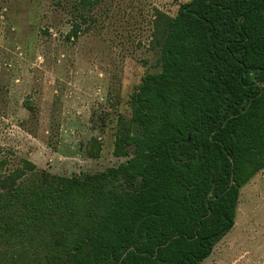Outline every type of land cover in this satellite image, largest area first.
Listing matches in <instances>:
<instances>
[{
    "label": "trees",
    "instance_id": "trees-1",
    "mask_svg": "<svg viewBox=\"0 0 264 264\" xmlns=\"http://www.w3.org/2000/svg\"><path fill=\"white\" fill-rule=\"evenodd\" d=\"M130 104L113 154L133 147V156L117 167L64 177L0 161L9 264H31L40 248L57 264H203L212 255L235 226L241 189L264 170V0L186 4L169 22L161 72L143 77ZM94 142L88 155L98 159Z\"/></svg>",
    "mask_w": 264,
    "mask_h": 264
},
{
    "label": "rangeland",
    "instance_id": "rangeland-1",
    "mask_svg": "<svg viewBox=\"0 0 264 264\" xmlns=\"http://www.w3.org/2000/svg\"><path fill=\"white\" fill-rule=\"evenodd\" d=\"M191 1L0 0V161L8 171L25 160L72 177L132 158L133 147L114 156L115 135L126 131L143 77L161 72L169 22ZM95 139L98 159L88 155ZM14 248L6 233L0 264ZM47 253L40 248L31 264H57ZM203 264H264V170L241 189L235 226Z\"/></svg>",
    "mask_w": 264,
    "mask_h": 264
}]
</instances>
